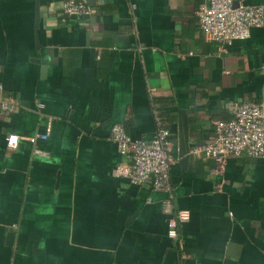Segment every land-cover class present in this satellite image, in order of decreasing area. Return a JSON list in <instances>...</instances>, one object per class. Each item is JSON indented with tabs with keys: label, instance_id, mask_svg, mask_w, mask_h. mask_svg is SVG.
Wrapping results in <instances>:
<instances>
[{
	"label": "crops",
	"instance_id": "obj_1",
	"mask_svg": "<svg viewBox=\"0 0 264 264\" xmlns=\"http://www.w3.org/2000/svg\"><path fill=\"white\" fill-rule=\"evenodd\" d=\"M203 2L93 0L89 15L61 21L62 0H0V84L18 104L0 109V264H264V158H230L216 174L192 153L233 104L264 101V25L221 51L200 29ZM154 102L174 117L179 239L164 192L113 175L123 157L112 126L153 138ZM37 133L48 156L33 155Z\"/></svg>",
	"mask_w": 264,
	"mask_h": 264
},
{
	"label": "built area",
	"instance_id": "obj_2",
	"mask_svg": "<svg viewBox=\"0 0 264 264\" xmlns=\"http://www.w3.org/2000/svg\"><path fill=\"white\" fill-rule=\"evenodd\" d=\"M245 0H204L196 10L202 33L216 41L221 49L230 46L235 40L249 38L252 28L264 25V8L250 6ZM92 12L88 0H62L61 21L68 17H84ZM17 101L3 94L0 84V109L13 113ZM154 118L157 125L151 139H135L128 134L123 124H114L110 139L116 144L123 160L114 168L113 175L128 180L135 185H149L154 190L165 193L163 210L170 216L169 236L179 239V228L188 220V213L175 208L170 170L175 162L172 155L173 138L169 129L164 127L160 108L154 102ZM51 122L49 120L48 125ZM47 134L37 133L28 138L33 147V155L48 156L46 151L36 147L38 140H45ZM7 146L15 148L19 136L10 134ZM193 154L214 160L216 174H223L230 158L247 156L264 158V101L242 100L232 105L231 118L218 119L213 123V133L203 144L197 145ZM222 183L218 184L221 189Z\"/></svg>",
	"mask_w": 264,
	"mask_h": 264
},
{
	"label": "water",
	"instance_id": "obj_3",
	"mask_svg": "<svg viewBox=\"0 0 264 264\" xmlns=\"http://www.w3.org/2000/svg\"><path fill=\"white\" fill-rule=\"evenodd\" d=\"M89 4L93 3V0H88ZM76 18V16H73ZM40 21L39 12L36 13V23L38 25ZM178 133H179V157L181 158L180 162L183 165H186L191 156V146L189 143V129L187 123V115L185 110H179V123H178Z\"/></svg>",
	"mask_w": 264,
	"mask_h": 264
},
{
	"label": "trees",
	"instance_id": "obj_4",
	"mask_svg": "<svg viewBox=\"0 0 264 264\" xmlns=\"http://www.w3.org/2000/svg\"><path fill=\"white\" fill-rule=\"evenodd\" d=\"M160 103L163 104L162 102H160ZM160 115H161V119H162V122L164 124V127L170 130L171 123L174 120L173 114L168 113V112H166L164 110L163 111L161 110L160 111Z\"/></svg>",
	"mask_w": 264,
	"mask_h": 264
}]
</instances>
